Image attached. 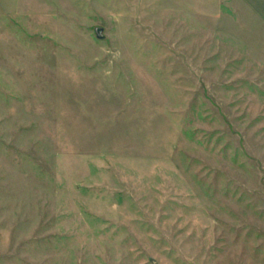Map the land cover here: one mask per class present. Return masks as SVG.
<instances>
[{
    "label": "rangeland",
    "instance_id": "374dc122",
    "mask_svg": "<svg viewBox=\"0 0 264 264\" xmlns=\"http://www.w3.org/2000/svg\"><path fill=\"white\" fill-rule=\"evenodd\" d=\"M0 264H264V22L0 0Z\"/></svg>",
    "mask_w": 264,
    "mask_h": 264
},
{
    "label": "crops",
    "instance_id": "0c3cea01",
    "mask_svg": "<svg viewBox=\"0 0 264 264\" xmlns=\"http://www.w3.org/2000/svg\"><path fill=\"white\" fill-rule=\"evenodd\" d=\"M228 6L248 9L251 15L258 16L264 22V0H228Z\"/></svg>",
    "mask_w": 264,
    "mask_h": 264
},
{
    "label": "water",
    "instance_id": "95a60500",
    "mask_svg": "<svg viewBox=\"0 0 264 264\" xmlns=\"http://www.w3.org/2000/svg\"><path fill=\"white\" fill-rule=\"evenodd\" d=\"M94 33H95L97 38H102L103 37V35L101 34V28L100 27H95L94 28Z\"/></svg>",
    "mask_w": 264,
    "mask_h": 264
}]
</instances>
